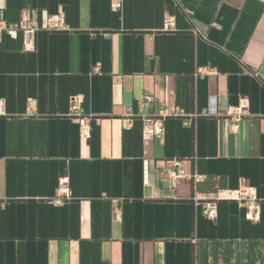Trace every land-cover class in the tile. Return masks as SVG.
Returning <instances> with one entry per match:
<instances>
[{"label":"crops","instance_id":"1","mask_svg":"<svg viewBox=\"0 0 264 264\" xmlns=\"http://www.w3.org/2000/svg\"><path fill=\"white\" fill-rule=\"evenodd\" d=\"M58 13L67 30L47 31ZM2 21L0 264H264V2L0 0ZM163 115L144 140V120ZM173 159L202 181L167 179ZM241 183L258 191L257 221L226 200L205 215Z\"/></svg>","mask_w":264,"mask_h":264},{"label":"built area","instance_id":"2","mask_svg":"<svg viewBox=\"0 0 264 264\" xmlns=\"http://www.w3.org/2000/svg\"><path fill=\"white\" fill-rule=\"evenodd\" d=\"M264 2V0H261ZM122 6V0H111V8L113 11H118ZM175 26V18L171 16H166L164 22V31H171ZM8 27L3 21L0 22V30H8ZM19 29H21L25 36V49L27 51H34L36 36L40 27L35 19L30 16H25L20 22ZM45 29L51 32H61L67 30L66 17L63 13H58L55 15L49 16L46 22ZM196 32L197 29H196ZM152 98L147 97V100L150 101ZM34 102H30L28 107V113L31 114L32 106ZM76 109V107H73ZM247 104L243 102L239 107L231 110V131L238 132L239 123L242 120L243 116L247 113ZM172 114L174 116L179 115V110L174 109ZM6 116V104L4 100H0V117ZM163 115L158 119L146 118L144 120L143 126V139L150 140L154 137L161 136L163 133ZM81 135L84 138H89V125L86 119H79ZM163 175L170 181L178 184L181 181H188L194 185L199 184L202 181V178L195 173H191L185 167V162L179 159H173L166 162V168L163 171ZM70 180L68 177L60 178L58 182V188L54 198V202L57 205L63 204L64 202L70 200ZM234 201L242 205L247 210V219L250 221L258 220V210L260 207L259 196L256 188L241 183L237 190H222L218 192L217 197L212 201H205L202 203L204 213L208 218H216L218 213V202L219 201ZM195 201L200 202L197 196H195Z\"/></svg>","mask_w":264,"mask_h":264},{"label":"trees","instance_id":"3","mask_svg":"<svg viewBox=\"0 0 264 264\" xmlns=\"http://www.w3.org/2000/svg\"><path fill=\"white\" fill-rule=\"evenodd\" d=\"M196 185H198V184H196Z\"/></svg>","mask_w":264,"mask_h":264}]
</instances>
